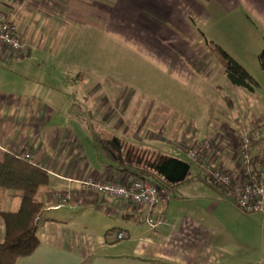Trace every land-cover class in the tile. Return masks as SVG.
<instances>
[{
  "label": "crops",
  "instance_id": "0c3cea01",
  "mask_svg": "<svg viewBox=\"0 0 264 264\" xmlns=\"http://www.w3.org/2000/svg\"><path fill=\"white\" fill-rule=\"evenodd\" d=\"M0 13L26 44L20 52L0 45V151L28 147L50 175L40 243L15 264H230L220 258H231L233 243L218 241L222 203L213 198L201 207L195 193L176 198L174 184L167 222L153 230L143 227L140 206L83 188L89 177L122 183L135 176L91 165L77 135L91 127L75 110L91 116L108 155L120 162L138 155L162 161L168 157L159 145L186 151L196 141L213 143V161L224 146L235 152L243 135L264 124V0H0ZM208 41L237 60L258 89L233 85ZM106 65L112 69L105 73ZM224 158L236 162V155ZM15 197L4 210L19 207ZM121 231L127 242L116 244ZM4 233L0 216V242Z\"/></svg>",
  "mask_w": 264,
  "mask_h": 264
},
{
  "label": "built area",
  "instance_id": "2783aa9c",
  "mask_svg": "<svg viewBox=\"0 0 264 264\" xmlns=\"http://www.w3.org/2000/svg\"><path fill=\"white\" fill-rule=\"evenodd\" d=\"M0 45L12 52H20L26 48L16 23L3 13H0ZM215 149L211 141H196L186 148V152L194 162H214V155L218 153L214 152ZM238 150L236 159L239 166L232 167L228 163H221L209 172V176L213 178L214 184L227 190L228 198L241 210L264 215V124L243 135L239 140ZM211 151L213 156L209 155ZM12 153L21 159L34 161L32 151L28 147ZM235 163L237 165V162ZM80 184L93 192L140 206L145 210L143 220L153 230L167 222L165 207L171 199V194L161 184L137 177L122 183L104 182L89 177L80 181ZM69 198L68 194L60 196L62 203H67ZM126 237L123 231L116 235L117 240Z\"/></svg>",
  "mask_w": 264,
  "mask_h": 264
},
{
  "label": "rangeland",
  "instance_id": "374dc122",
  "mask_svg": "<svg viewBox=\"0 0 264 264\" xmlns=\"http://www.w3.org/2000/svg\"><path fill=\"white\" fill-rule=\"evenodd\" d=\"M126 68L129 70L131 67L126 65ZM108 69H112V68L106 65L105 73ZM116 75H118L120 79H123L125 83H127L128 85L129 84L132 85L131 75H128L127 73H123L121 71H119L118 74ZM75 111L79 117L85 119L88 118V122L91 128L89 130L87 128L85 130L81 128L82 129L81 130L80 127L78 126L79 128L77 130V135L84 144V147L86 149V154L88 155V158L91 160V165L95 169L101 171L102 169L105 168L106 169L110 168L111 170L112 168H114L118 171V169L121 170L126 167H130L132 161L137 163L138 160L143 159L142 162L146 160V162L152 164L153 161L158 160L156 159V157L149 159V158H145L144 156L138 155L133 159H130V161L128 159L129 162L128 161L120 162L122 158L116 159L110 157L108 155V149L105 146H103L105 145L102 143L103 138L99 137L100 135L99 130L95 129V125L91 116L88 114L80 115L78 113H81V111L79 110H75ZM76 113L74 115H76ZM79 125L82 126V124ZM130 143H132V141ZM159 147L164 151L165 155L168 158H176L190 163V171L187 178L184 181L179 182L173 186L176 189L175 190L176 198L181 196L185 197L184 195L195 193L194 194L195 196L193 198H195V202L197 203V205L200 204L201 207H203L204 203H206V205L208 204L210 197L213 198L214 201H218L222 203L221 207L216 212L217 218L221 221V224H219V220H217L216 222L217 230H220L217 232L218 233L217 236L218 238H220L218 241H223V240L229 241L230 239V242L232 241L233 243L232 244L233 254L231 255V258L229 257L230 255H222V257L220 258L223 260L229 258L230 260H228V262L226 263H230V264H245L244 261H253L255 259H259V261H261L262 259H264V215L260 213H246L242 211L230 198L227 197V195L225 198V196L221 194L223 192H220L218 189L216 190L210 187L211 189L209 190L207 187L208 184L204 182V179L206 178L207 180L213 183L212 181L213 178L209 176V172L212 171L214 168L218 167L221 163L225 162L224 155L228 158H231L234 157L235 155H238L236 154V152L239 150L236 149L234 152V149H232L230 145L228 147L224 146L223 151L222 152L221 150L219 151L220 154H218V157L216 158V160H214V162L210 160L209 162L197 163L191 160L187 152L181 148H177L169 145L168 146L159 145ZM113 148L115 149V147ZM115 152H117L116 149ZM127 153L130 154L131 156V157L129 156V158H132L131 152L129 150L127 151ZM235 161L237 162V166H239L238 160L236 159ZM159 162L160 160L158 161V163ZM233 164L235 165V163L229 165L233 167ZM150 180L154 182L152 178H150ZM207 190H209V193L207 192ZM8 195L9 197L7 199V202L5 201L6 204H4V206H6L7 208L12 207L13 197L16 196V193L14 191H10ZM15 198H17L15 200L20 199L18 196ZM228 200H230L232 203L229 202ZM230 206H232L233 208H231ZM6 207L4 208L6 209ZM221 208H225V209L221 210ZM16 209L17 207L14 208V210ZM187 210H189V207L187 208ZM193 210L198 212V209L196 208ZM237 210H240L239 212H242V214L238 213ZM45 214L46 211H44L41 216ZM142 224L145 229H151L146 222ZM108 233L110 236H113V233H111V231H109ZM223 237H225L226 239H222ZM123 241L127 242V239L118 240L115 243L116 244L122 243ZM241 259L243 261H241Z\"/></svg>",
  "mask_w": 264,
  "mask_h": 264
},
{
  "label": "trees",
  "instance_id": "16d2710c",
  "mask_svg": "<svg viewBox=\"0 0 264 264\" xmlns=\"http://www.w3.org/2000/svg\"><path fill=\"white\" fill-rule=\"evenodd\" d=\"M208 45L222 64L226 78L233 85L249 92L258 89L259 83L256 79L228 52L212 41H208ZM258 61L264 72V46L258 55ZM152 165L148 162H134L123 171L144 180L151 181L152 178L165 188L174 185L167 183ZM209 183L220 190V186ZM49 186L50 175L44 168L34 161L21 159L12 152L0 151V216L5 224L4 240L0 242V264H15L18 259L31 255L37 249L40 243V216L46 209L42 196L50 192ZM221 190L227 195V190ZM10 191H14L20 198L16 210L3 209Z\"/></svg>",
  "mask_w": 264,
  "mask_h": 264
},
{
  "label": "water",
  "instance_id": "95a60500",
  "mask_svg": "<svg viewBox=\"0 0 264 264\" xmlns=\"http://www.w3.org/2000/svg\"><path fill=\"white\" fill-rule=\"evenodd\" d=\"M153 167L170 184H177L184 181L190 171V163L176 158H165L153 165Z\"/></svg>",
  "mask_w": 264,
  "mask_h": 264
},
{
  "label": "flooded vegetation",
  "instance_id": "af4514ba",
  "mask_svg": "<svg viewBox=\"0 0 264 264\" xmlns=\"http://www.w3.org/2000/svg\"><path fill=\"white\" fill-rule=\"evenodd\" d=\"M158 163V160H155V161H153V165H155V164H157Z\"/></svg>",
  "mask_w": 264,
  "mask_h": 264
}]
</instances>
